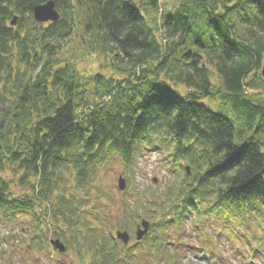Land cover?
I'll use <instances>...</instances> for the list:
<instances>
[{
	"label": "trees",
	"instance_id": "1",
	"mask_svg": "<svg viewBox=\"0 0 264 264\" xmlns=\"http://www.w3.org/2000/svg\"><path fill=\"white\" fill-rule=\"evenodd\" d=\"M46 1L0 0L3 241L58 238L67 264H223L224 243L264 264V0H52L38 22ZM151 154L163 181L141 185ZM143 219L140 246L115 238Z\"/></svg>",
	"mask_w": 264,
	"mask_h": 264
},
{
	"label": "rangeland",
	"instance_id": "2",
	"mask_svg": "<svg viewBox=\"0 0 264 264\" xmlns=\"http://www.w3.org/2000/svg\"><path fill=\"white\" fill-rule=\"evenodd\" d=\"M140 164H142L143 165L142 167L144 168L136 181H138L141 185L143 183L146 184L147 180L152 177H154V180H156V182L163 181L164 171L159 166L154 154H151L147 160H143ZM115 184H116V180H115ZM17 227L12 230L10 229V227L7 228V227H4L3 224H0V252L2 251V249H9V248L11 249V251L5 254V259L10 258L14 260L16 264H57V259H63L66 264L71 262V258H72L71 254L67 255V254L58 252L54 250V248H52L50 244L47 250H44L41 252L39 251L37 252L34 250H30V251L26 250L27 243H24V242H23L24 244L22 245L24 247L19 246L17 248L15 247V249L13 247H10V244L5 243L3 239L5 236H8L10 233L15 234V232H17L16 231ZM24 236L25 235H21L18 237L17 240L15 239L14 241L16 243L17 242L20 243L21 238H24ZM197 244L199 245V243ZM220 244H218V246L220 248H223L224 254L227 256V259H229V261H225V263L223 264H227V263L246 264L243 258V251L241 253L240 252L234 253L224 243H220ZM12 249H14L13 250L14 252H12ZM10 252H12V254ZM195 253L196 252L191 249L186 250L184 252L182 263L207 264V260L205 259L206 257H204V254L202 251H200L197 255ZM21 256L25 257L26 259H24L23 262L16 261V260L21 259L20 258ZM30 256H32V259H36V261L34 262L32 259L30 260L29 259ZM258 260L259 259L256 257V254H255L254 258L250 261L249 264H261ZM154 264H157V262H154Z\"/></svg>",
	"mask_w": 264,
	"mask_h": 264
},
{
	"label": "water",
	"instance_id": "3",
	"mask_svg": "<svg viewBox=\"0 0 264 264\" xmlns=\"http://www.w3.org/2000/svg\"><path fill=\"white\" fill-rule=\"evenodd\" d=\"M32 13H33L34 19L38 22H48V21L54 22L59 17V13L55 9V4L52 0L36 5L33 8ZM16 20H17V17L14 16V18L11 20V24H15ZM261 76L264 79V63L262 64V68H261ZM187 171H189L188 167H187ZM117 186L120 190H124L126 188V181L123 176H119L117 180ZM149 227H150L149 221L143 219L135 231V240L140 241L141 238L144 236V234L147 233ZM115 236L116 238L121 240L124 244H127L130 240V235L128 234L127 231H124V230L123 231L116 230ZM51 244L53 245L55 249H57L60 252L66 251L65 245L62 242H60L59 239L51 240Z\"/></svg>",
	"mask_w": 264,
	"mask_h": 264
},
{
	"label": "flooded vegetation",
	"instance_id": "4",
	"mask_svg": "<svg viewBox=\"0 0 264 264\" xmlns=\"http://www.w3.org/2000/svg\"><path fill=\"white\" fill-rule=\"evenodd\" d=\"M121 246V245H120ZM127 246H140V245H137V244H135V243H129ZM142 246H144V247H146L145 245H142ZM124 255L125 253H121V255ZM137 254H142L141 252H137Z\"/></svg>",
	"mask_w": 264,
	"mask_h": 264
}]
</instances>
